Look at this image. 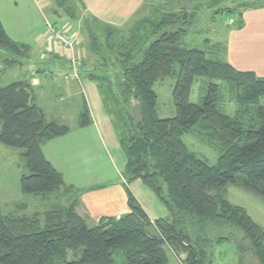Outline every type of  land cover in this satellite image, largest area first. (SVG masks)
I'll return each mask as SVG.
<instances>
[{
  "label": "trees",
  "instance_id": "trees-1",
  "mask_svg": "<svg viewBox=\"0 0 264 264\" xmlns=\"http://www.w3.org/2000/svg\"><path fill=\"white\" fill-rule=\"evenodd\" d=\"M189 5L156 9L123 28L85 15L82 28L95 56V71L88 76L98 83L125 156L123 177L140 179L170 220L151 223L130 192L129 212L102 217L93 226L74 203L48 206L43 227L39 213L0 212V264H166L167 250L184 254V264H211V247L226 241L236 245L239 264H264L263 228L227 198L228 187L236 186L264 202V77L183 46L201 3ZM65 10L78 15L75 6ZM238 15L236 27H241ZM27 50L10 40L0 23V51L17 57ZM168 76L175 77L174 115L159 118L154 84ZM195 79L205 90L200 104L190 101ZM223 87L234 104L232 115L221 107ZM32 100L24 79L0 87V143L22 149L28 173L20 177V191L46 200L64 182L41 145L70 127L47 121ZM88 122L84 109L78 126ZM190 132L218 149L215 163L186 146L183 135Z\"/></svg>",
  "mask_w": 264,
  "mask_h": 264
},
{
  "label": "crops",
  "instance_id": "crops-1",
  "mask_svg": "<svg viewBox=\"0 0 264 264\" xmlns=\"http://www.w3.org/2000/svg\"><path fill=\"white\" fill-rule=\"evenodd\" d=\"M79 2L83 13L70 17L64 9V16L60 18L62 24L57 26L55 22L50 21L44 10L51 5L48 0H0V23L4 32L13 42L26 44L28 47L22 56L12 55L11 59H8L11 62L4 60V64L10 68V80L2 82L0 78V87L24 79L30 85L33 104L47 121L67 125L56 118H46L44 105L52 108L53 113H57L58 108L73 110L78 117L73 126L67 125L70 130L66 134L51 138L41 145L44 158L62 175L64 186L47 196L46 200L40 198L47 202V206H68L74 203L76 212L84 218L88 226H93L102 217L119 218L129 212L130 192L151 223L156 220H170V214L164 204L140 179L126 181L122 174L124 158L122 159L121 155L115 157L109 148L121 147L110 116L104 108L98 83L88 76L90 72L95 71V56L89 52V39L82 29L85 15L102 23L123 28L160 7L153 5L154 0ZM58 5L60 4L57 0L53 6ZM50 10L60 14L59 9L52 6ZM240 14L242 26L235 27L226 35L224 60L236 70L252 71L258 77H264V3L248 8ZM46 20L56 29L68 33L71 30L72 33L69 34L75 39L74 50L82 62L79 68V82L63 78L62 74L69 72L70 68L63 56V49L50 39ZM11 68H15L14 71ZM43 90L49 96H46ZM84 109L88 112L89 122L78 126ZM2 146L5 145H0V150H4ZM19 188L18 183L17 191ZM16 196L20 195L12 194V197ZM31 196L33 195L29 194L28 198ZM21 197L27 198L25 194ZM228 200L235 204L229 198ZM19 205L23 207V203ZM247 213L264 230L262 224L248 211ZM166 254V264H184V254L176 256L170 250H167Z\"/></svg>",
  "mask_w": 264,
  "mask_h": 264
},
{
  "label": "rangeland",
  "instance_id": "rangeland-1",
  "mask_svg": "<svg viewBox=\"0 0 264 264\" xmlns=\"http://www.w3.org/2000/svg\"><path fill=\"white\" fill-rule=\"evenodd\" d=\"M48 1L51 5L44 10L47 12L50 21L55 22L57 26L62 24L60 20L64 16L62 15V10H69L70 6H75V15H79L82 12L79 0H58L60 4L58 6H53L57 0ZM189 1L201 3V6L195 10L182 45L200 48L211 59L225 58L226 35L228 31L235 29L236 21L241 18L238 14L248 8L264 3V0H154L153 5L155 7L159 6V10L164 12L178 11L179 7L183 5L190 7ZM51 6L59 9L60 14L53 13L50 10ZM69 33H72L71 30ZM11 57L12 55L9 52L0 51V78H2V82L10 80V68L4 64V60L11 59ZM11 69L14 71L15 68ZM16 69L20 70L19 68ZM175 69H178L177 65H175ZM174 82L175 77L168 76L154 84V90L157 94L156 114L159 118H169L174 115L172 100ZM202 87L201 80L195 79L190 94L191 102L200 104V97L205 94V90L202 91L200 89ZM223 93L221 107L227 114L232 115L234 113V104L229 101V90L225 87ZM45 95L49 96L47 92H45ZM44 110L46 118H56L69 126H73L78 119L73 110L58 108L57 113H53L52 108L47 107V105H44ZM183 140L190 150L205 158L209 164L216 162L219 155L218 149L206 143L195 132L184 134ZM109 148L115 157L121 155L122 159L124 158L125 160L121 148ZM2 149L4 150H0V212L3 215L26 216L39 213L40 225L43 227L44 218L42 213L48 207L47 202L42 200L39 194H30L33 195L31 198H28L29 194H25L27 198L22 199V192L20 190L17 191L21 175L28 173L23 163L22 149L9 146H2ZM12 194L20 196L12 197ZM228 196L233 203L243 206L264 227V202L260 198L234 186L228 187ZM20 203H23V207L19 205ZM210 252L211 264H239L237 248L232 241L213 244ZM67 259H70V255H68ZM116 264L123 263L117 261Z\"/></svg>",
  "mask_w": 264,
  "mask_h": 264
},
{
  "label": "built area",
  "instance_id": "built-area-1",
  "mask_svg": "<svg viewBox=\"0 0 264 264\" xmlns=\"http://www.w3.org/2000/svg\"><path fill=\"white\" fill-rule=\"evenodd\" d=\"M45 25L50 39L63 49V56L69 65L70 71L63 73V78L79 82L81 80L79 68L82 66V62L74 50V37L65 30L56 29L48 20L45 21Z\"/></svg>",
  "mask_w": 264,
  "mask_h": 264
}]
</instances>
